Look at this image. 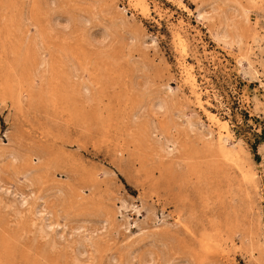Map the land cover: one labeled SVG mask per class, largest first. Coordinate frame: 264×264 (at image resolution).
Wrapping results in <instances>:
<instances>
[{
	"label": "rangeland",
	"instance_id": "rangeland-1",
	"mask_svg": "<svg viewBox=\"0 0 264 264\" xmlns=\"http://www.w3.org/2000/svg\"><path fill=\"white\" fill-rule=\"evenodd\" d=\"M0 264H264V0H0Z\"/></svg>",
	"mask_w": 264,
	"mask_h": 264
},
{
	"label": "bare ground",
	"instance_id": "bare-ground-1",
	"mask_svg": "<svg viewBox=\"0 0 264 264\" xmlns=\"http://www.w3.org/2000/svg\"><path fill=\"white\" fill-rule=\"evenodd\" d=\"M227 1H228V0H227ZM203 3H204V2H203ZM226 3H227V2H226ZM234 4H235V3H234ZM201 10H202V9H201ZM201 12H202V11H200V14H201ZM203 13H204V12H203ZM200 14H199V16H200ZM206 18H207V16H206ZM226 34H227V33H225V31L223 30V32L221 33V38H222V37H223V38L226 37ZM227 36H228V35H227ZM225 39H226V38H225ZM162 101H163V100H162ZM157 103L160 105V102H157ZM161 105H162V104H161ZM162 106H163V105H162ZM162 106H161V107H162ZM212 118L215 119L216 117L212 115ZM213 119H212V121H213ZM218 119H219V118H218ZM218 121H219V120H218ZM217 124H218V123H217ZM223 125H224V124H223ZM220 126H221V125H220ZM225 126H226V124H225ZM222 128H223V127H222ZM226 129H227V128H225V130H226ZM222 130H223V129H222ZM227 131H228V130H227ZM227 131H226V132H227ZM228 135H229V134L227 133V134L221 136V140H222L223 144H224V143L227 141V139L229 138ZM224 145H225V144H224ZM237 166H238V165H237ZM238 168H239V167H238ZM22 204H23V203H22ZM50 227H51V226H50ZM80 248H81V247H80ZM84 251H85V250H84Z\"/></svg>",
	"mask_w": 264,
	"mask_h": 264
}]
</instances>
